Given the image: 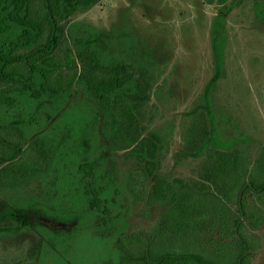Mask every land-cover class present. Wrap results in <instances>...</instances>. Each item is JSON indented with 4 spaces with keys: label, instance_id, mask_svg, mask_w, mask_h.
I'll return each mask as SVG.
<instances>
[{
    "label": "trees",
    "instance_id": "1",
    "mask_svg": "<svg viewBox=\"0 0 264 264\" xmlns=\"http://www.w3.org/2000/svg\"><path fill=\"white\" fill-rule=\"evenodd\" d=\"M101 1L0 0V199L10 209L39 212L69 185L64 190L83 201L91 235L118 233L114 257L98 264H252L253 233L264 225V147L253 157L208 143L200 111L180 137L182 153L203 151L195 177H162V137L148 129L155 73L71 39V19ZM228 1L204 0L221 13ZM253 2L264 24V0ZM86 105L104 120L105 149L128 163L122 186L130 201L155 209L149 229L118 232L119 215L100 184L101 162H90L78 147L81 137L74 140L63 126L67 114Z\"/></svg>",
    "mask_w": 264,
    "mask_h": 264
},
{
    "label": "rangeland",
    "instance_id": "2",
    "mask_svg": "<svg viewBox=\"0 0 264 264\" xmlns=\"http://www.w3.org/2000/svg\"><path fill=\"white\" fill-rule=\"evenodd\" d=\"M224 10L204 0H102L70 21L71 39L96 43L106 57L139 60L155 73L148 129L162 137L166 179L195 177L203 151L182 153L180 137L187 118L200 111L207 116L208 143L253 157L264 147V24L253 0H229ZM79 111L83 116L67 114L63 126L74 140L81 137L78 147L90 162H101L100 184L119 215L118 232L149 229L156 211L130 201L122 186L128 163L105 149L104 120H95L91 106ZM65 188L39 212L13 210L0 199V264H98L114 257L118 233L91 235L83 201ZM253 234L258 252L252 264H264V225Z\"/></svg>",
    "mask_w": 264,
    "mask_h": 264
}]
</instances>
